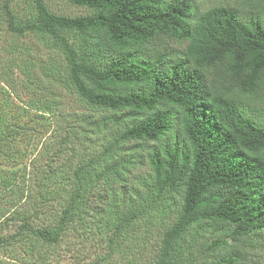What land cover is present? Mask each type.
<instances>
[{
    "label": "trees",
    "instance_id": "1",
    "mask_svg": "<svg viewBox=\"0 0 264 264\" xmlns=\"http://www.w3.org/2000/svg\"><path fill=\"white\" fill-rule=\"evenodd\" d=\"M10 1L4 10L11 31L53 38L80 95L123 112L105 123L131 119L120 139L153 143L146 163L159 192L183 187L158 264H182L181 240L194 225L210 230L201 238L202 264H240L245 245L264 253V0L202 11L190 0H67L93 11L77 17L32 0L38 15L28 27L17 24ZM64 31L78 36L76 46ZM14 129L0 128V147ZM71 208L53 228L25 222L20 230L58 243ZM134 217L123 216L117 229ZM5 241L0 235V245Z\"/></svg>",
    "mask_w": 264,
    "mask_h": 264
},
{
    "label": "rangeland",
    "instance_id": "2",
    "mask_svg": "<svg viewBox=\"0 0 264 264\" xmlns=\"http://www.w3.org/2000/svg\"><path fill=\"white\" fill-rule=\"evenodd\" d=\"M5 1L0 0V128L9 123L16 129L0 147V235L6 239L0 264H158L164 233L181 208L183 187L159 192L146 163L153 143L136 147L120 139L131 119L105 123L123 112L96 107L80 95L62 48L49 35L11 31ZM41 1L53 14H93L67 0ZM190 1L202 11L228 3L248 8L250 0ZM10 9L20 26L37 21L32 0H11ZM62 34L77 45L74 32ZM131 159L137 162L131 165ZM67 206L73 219L58 243L20 230L25 222L57 226ZM133 212L135 217L118 230L122 217ZM209 235L205 224L190 227L179 261L202 264L201 238ZM242 249L240 264H264L263 252Z\"/></svg>",
    "mask_w": 264,
    "mask_h": 264
}]
</instances>
